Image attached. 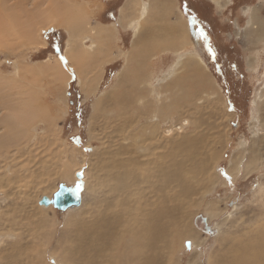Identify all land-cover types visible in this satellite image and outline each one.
I'll return each instance as SVG.
<instances>
[{"label":"rangeland","instance_id":"rangeland-1","mask_svg":"<svg viewBox=\"0 0 264 264\" xmlns=\"http://www.w3.org/2000/svg\"><path fill=\"white\" fill-rule=\"evenodd\" d=\"M25 1H28L27 5L14 3L18 10L10 2L0 3V18L6 21L5 16H8L2 12L3 8L11 10L12 16L17 11L16 18L18 16L23 18L22 13L29 9L32 0ZM43 1L42 10H45L43 14L46 15L49 11L56 12L52 22L39 23L38 27L33 29L32 39L26 41V38L22 37L19 43L14 40L16 44L0 47V74L14 73L16 78L20 79L16 81L17 83H24L26 80L28 82L25 83L30 89H41L42 92L39 90L41 104L47 111L46 117L36 119L35 127L29 126V141L24 144V148L21 146L19 152L11 149L5 164L4 158L0 157V264H88L79 258L80 255L74 253L75 240L74 242L71 240L73 230L80 222H90L97 215L98 210H93V207L95 208L98 199L99 211H104L106 201H111L108 190L113 185L114 176H119V171H122L120 160L127 156L129 158L131 149V153L136 157V153H133L135 146L148 148L151 129L141 130L143 124H148L144 118L146 110L143 104H148L145 106L149 110L150 108L155 110V115L150 117L153 120L150 119L151 122L158 120V114L161 115V112H156L159 106L164 105L163 112H166L164 114L168 118L163 119L160 126L162 129L171 128L172 134L171 138L167 139L168 146L165 147L162 143L159 151L162 154L168 150L172 151L174 155L172 162L175 163L188 160V166L190 165L189 159L183 156L182 147L178 152V144L184 146V142H181L184 137L193 136L194 139H198V145L202 146L201 138L198 137L200 131L210 122L220 123L214 130L215 133L207 129L211 137L206 136L208 144L205 149L216 148L218 154L215 168L209 171L211 179L204 178L205 173L198 175L206 181L202 186L209 189L207 188L206 192H201L203 189H200L201 193L197 191L194 195V204L187 211L186 217L175 226L176 229L181 224L187 233L190 231V235L176 236L175 230H172L173 233L166 239V243H169V248L172 249L171 253L166 257V254L163 255L166 250L158 253L156 249V254L162 255H159V260L154 264H226L244 248L249 254L256 251L261 255L264 243L251 242L264 232V37L254 39V35L249 32L248 24L254 7L259 9V16L264 20V0H190L192 8L197 6L199 11L200 7L208 8L211 16L206 22L210 33L206 32L208 30L204 28L203 23L199 24L187 17L181 0H165L174 6L172 14L169 15L163 11L164 0H72V3L85 8L86 14L83 18L87 25L86 30L75 35V45L77 50L87 48L91 54L86 68L81 67L77 70L71 63L65 61V70L69 75L63 79H55L52 70H48L47 66L54 64L57 56H63L71 38L70 29L60 17L66 0ZM127 5L129 10L126 8ZM122 9L127 15L125 22L120 19L123 17ZM180 17L189 33L195 35V39L177 50L156 51L144 65L141 64L145 73L144 81L134 80V76L128 74L125 88L117 87L119 73L125 65L122 52L131 48L137 31L148 35L154 23L159 22L160 26L164 21L177 22ZM30 18L29 16L26 20L28 27L32 21ZM102 24L108 30V33L104 34L108 35H101L96 39L92 28L102 27ZM73 31L74 29L72 33ZM98 48L100 50L96 52ZM100 54L103 55L101 57L111 54V59L100 64L99 61L102 59ZM96 55L99 56L98 59H95ZM219 59L227 60L225 70H222ZM97 60L99 61L96 62ZM213 61L217 75L211 67ZM229 61H234L235 65L231 66ZM98 63L100 67L97 68L99 67L100 71L97 75L100 77L96 76L95 70ZM37 66L40 67V72L36 73V77L24 74L22 69ZM197 70L209 78L207 88L204 85H197L193 77ZM233 71H238L240 75L237 77L230 75ZM171 82L179 83L181 89L187 88L188 91H183L187 99H180L176 91L173 94L168 92ZM225 82L227 85L234 83L230 87ZM115 87L117 92H121L122 89L125 91L121 107L114 105L115 100L106 95ZM213 91L216 93L214 99L221 98V106L223 103L225 105L223 109L218 104L215 115L210 108L211 105H215L212 100ZM197 92L199 94L196 98L199 101L195 103L191 96L192 94L196 96ZM100 98L106 100V103H102L101 110L96 111L95 102ZM177 98L178 104L184 105L187 101L194 104L187 105L178 112L165 106ZM217 117L219 119H216ZM125 118L134 122L132 124L130 121L124 130L119 132L118 129ZM184 119L193 123L183 124ZM137 120L140 121L139 125L136 123ZM151 122L149 121V124ZM197 122L203 124L199 123L195 127ZM179 126L181 127L178 128ZM141 139H147L146 143L143 144ZM203 143L206 144L205 141ZM57 147L69 148L71 156L68 158L62 152L58 154ZM123 149L124 153H120ZM20 152L23 154L22 157L19 155ZM150 155L153 156L152 151ZM55 156L57 158L59 156L58 160ZM140 157L138 155L135 159L143 158ZM60 158L64 162L62 166ZM249 160L253 161L254 168L246 171L244 168ZM233 161L238 163L233 164ZM64 171H68L70 178L60 176ZM29 178L30 186H34L31 189L26 185L27 190L30 188V193L21 186ZM89 181L90 189L86 185ZM61 183L82 187L81 204L65 211H59L53 205L48 207L40 205L39 199L42 196L51 198ZM45 186L50 189L40 188ZM133 193L132 191L129 194ZM145 194L146 192L142 196ZM210 204L218 207L219 213L216 216L208 217L206 209ZM41 207L44 209L37 211ZM110 212L123 218V213L118 209ZM199 214L205 216L208 225L216 229L215 235H209L194 224V217ZM130 226L132 225L126 230L124 226L120 227L116 233L122 236L115 234L114 239L116 237L117 239L101 246L96 258L93 251L82 248L85 257L86 255L91 257L93 262L98 259L100 264L114 262L141 264L139 261L136 262V255L131 256L132 250L128 246L132 241L133 228L130 230ZM113 241L115 242L111 243ZM187 241L189 245H186ZM253 247L256 250H253ZM106 249L109 253H105ZM98 256L104 259L101 260L97 258ZM104 256L109 257V260ZM163 256L165 257L162 258ZM261 256L264 257V253ZM114 257L115 259L117 257V261L115 259L113 261ZM248 264L256 263L250 260Z\"/></svg>","mask_w":264,"mask_h":264},{"label":"bare ground","instance_id":"bare-ground-1","mask_svg":"<svg viewBox=\"0 0 264 264\" xmlns=\"http://www.w3.org/2000/svg\"><path fill=\"white\" fill-rule=\"evenodd\" d=\"M47 1L53 2V0H47ZM4 2L12 3L13 7H15L14 3H18V4L24 3L26 5L28 3V1H25V0H0V3H4ZM54 2H57V1H54ZM43 4H44L43 0H32L31 6H30L31 8L29 7V9H27L26 12L24 11L25 13H22L23 18H24L26 15L29 14V11H30L29 16L31 17L30 19L32 21L29 27H28V23L26 22L29 16L25 17L26 20H25V23H23L24 19L22 17L19 18L18 14H17L18 17L16 18L15 14L17 13V11L16 13H13V15L15 16L14 17L10 15L11 10H9L8 8L7 9L3 8L2 12L7 14L8 16H5L7 17L6 21H4L3 18H0V47L1 46L5 47L6 45L7 46L13 45L16 41L18 42L20 39H22V37L26 38V41L29 39H32L33 37H31V35L33 32V29L36 26L38 27L39 23L46 22V24H49L48 22L50 21L52 22V19L56 16L55 15L56 12L49 11L46 15L43 14V12H45L44 9L42 10ZM135 4H137V2ZM63 7H64L63 14H61L60 17H62V22L67 25L66 27L70 29L71 38L69 39L66 49L63 53V56H62L63 60L61 59L60 56H57V61L54 64L47 66L48 70H52L53 76L55 79H59V78L63 79V78L68 77L69 74L65 70V61H68L69 63H71V65L77 70L80 69L81 67L86 68V66L89 65V64L87 65V63L89 61L88 59L91 54L89 49L82 48V49L77 50V46L75 45V35L79 34V32L83 30H86L85 27L87 25L85 22V18H83V15L86 14L85 8H83L80 5L72 3V0L71 1L66 0V4L63 5ZM173 7L174 6L171 2H165V0L162 1V8L165 14H168V15L172 14V11L174 10ZM15 8L17 9V7ZM126 8L129 10L128 5L126 6ZM258 11H259L258 8H255V7L252 8L251 18L248 24L249 32L254 35V39H262L264 37V20L260 18ZM121 12H123V17L120 19L125 22L127 15L124 13L123 9ZM58 14L59 13L57 11V15ZM181 19L182 18L180 17L177 20V22L164 21L163 23H161L160 26H159V22H156L152 26V30L148 32V35L141 34L142 32H139V30L137 31L134 41L131 44V48L125 52H122L125 65L119 73V77L117 81L118 84H116L118 85L117 87L119 88L124 87V84L128 83L127 81L128 74L133 75L134 80L136 79V80L144 81L145 73L143 72L144 69H142V67L149 60V58L154 55L156 51H162L166 49H173V50L176 49L177 50L181 47H184L188 42H191L193 39H195V35L192 33H189V31L187 30V26L184 23H182L184 21L181 22ZM132 26H133V23H132ZM72 29H74L73 33H72ZM92 32L93 33L95 32V35L97 37L96 39H99L101 35H108V34H104V33H108V30L106 29V26H104L103 24H102V27L96 26L95 29L92 28ZM20 33L22 35H20ZM14 40L16 41L14 42ZM99 50L100 48L96 49V52H99ZM101 56L103 55L100 54V58L102 59L100 61L99 60L96 61V62L99 61L100 64L104 63L107 60L109 61L111 59L110 58L111 54H109L106 57H101ZM98 57L99 56H97L95 59H98ZM99 63L95 65L97 77L99 76L97 75L99 74L98 71H100ZM97 66H99L98 67L99 69L97 68ZM22 69L24 70L23 72H25L24 74H30L34 77H36V73L39 74L40 72L39 66H37L36 68H27V69H25V67H22ZM48 72L50 73V71ZM193 77H195V80L197 81L198 86L204 85L206 86V88L208 87L206 83H209V78L205 76L204 73H202L200 70L195 71V73H193ZM20 78H25V77H20ZM17 80H20V79L16 78L14 73L13 75L0 74V157L4 158L5 160L4 164L6 162V158L7 159L9 158L8 154L10 153L9 151L11 149H16L17 152H19L20 147L22 146L24 148L25 147L24 144L27 141H29V138H28V136H30V133H28L29 126L35 127L34 124H35L36 119H38L39 117L43 119L44 117L47 116V111L41 104V96H40L41 89H39L40 91L32 90L30 89V87L26 85L28 81L26 82L25 80L26 83L24 82L25 83L24 84V83H17L16 82ZM131 80L134 81L133 79ZM93 82L94 81H92V83ZM170 86L171 87H169V89L167 88L170 94H173L176 91L180 99L181 98L187 99L185 97L186 94L183 92V91H188L186 87H184L185 89L184 88L181 89L179 83L174 84L173 82H171ZM37 87H39V84ZM117 87L113 88L111 91L106 93V95H109L108 97L110 99L113 98V100H115L114 105L121 107L123 106V103H124L123 102L124 99L122 100L124 89H122L121 92H117ZM135 90L137 91L138 89H135ZM198 94L199 93L197 92L196 96L195 95L193 96V94L191 96V99L194 98L195 103L199 101L196 98ZM212 95H213V98H212L213 103L216 106L211 105L210 108L213 110L212 114L215 115L217 105L219 104L221 106L220 102L222 101L220 100L221 98L219 99L216 97L214 99V96L216 95L215 91H213ZM132 96L134 95L132 94ZM141 99L143 100V98ZM116 101H119V102H116ZM178 102H179V99L177 98L173 100V102H171L170 105H165V106H169L170 109L178 112V110L184 109L185 106L194 104L192 101L191 102L187 101V103L184 105L183 103L178 104ZM102 103H106V100L103 101L100 98L99 100L95 102L96 111L99 109L101 110L100 106ZM135 103L137 104L138 102H135ZM176 104L178 105L175 107ZM145 105L148 106V104H145ZM145 105L143 104V107L146 110L145 112L146 116L144 118L148 122V124H143L141 127V130H146V128L151 129L150 131L151 137H150L149 142H147L149 143L148 148L146 146L145 148H141V146L140 147L135 146L133 153H136V157H134L135 155L131 153L132 152V149H131V152H129V158L127 156V157H124V160L123 158L120 160L121 161L120 164L122 165V171H119L120 172L119 176L117 175L114 176L113 185H111V187H109V190H108L109 194L111 195V199H110L111 201H106V207L104 208V211H99L98 208L100 204V199H98L97 200L98 202H96L97 204H95V208L93 207V210L95 211L98 210L96 212L97 215H95L94 218L91 219L90 222H86V223L80 222L77 225V227H75L73 230V235H72L71 240L72 242H74L75 240V243H74L75 252L74 253L80 255L79 258L87 261L88 264H100V261L97 259L93 262L91 257H87V255L85 257L84 249L93 251V253L95 254V258H96V254L97 253L99 254V250L101 246H103L104 244H107V242L109 241H112L114 239L115 234L118 235L116 231L120 229V227L124 226V229L126 230V228L129 225H132L130 226V230L131 228L133 229H132V241L128 246L132 250V254L130 251L131 256L133 254H134L133 256L136 255L137 257L136 262L139 261V263L141 264H154V262L159 260L160 256L162 255V254L161 255L159 254L160 256L157 255L156 249L158 250V253H160L161 250L162 252L166 250L167 252H163V255L166 254V257H167V254H170L172 249L169 248V243H166V239H168V237L173 233L172 230H175L176 236L188 237V235H190V231L188 230V233H187L185 231V228H183L181 224L177 226V228L182 227L180 230H178L177 228L175 229V226L176 224L179 223L181 219L183 220L186 217L187 211L191 208V205L194 204V195L197 194V191L201 193V192H206L209 189L208 187L204 188L202 186V184H205L206 181H204L198 175L205 173L204 178L208 180L209 178L211 179V173L209 171L210 169H213V167L215 168V163H216L215 161L217 159L218 154L215 151L216 148L208 149V150L205 148L207 147V144H208L207 137L210 138L211 133H215L214 130L220 126L219 121L210 122L206 126L207 128L204 126V129L200 131V134L198 137L201 138L200 142L202 143V146L198 145V142H199L198 139H194L193 136L184 137L183 141H181V142H184V146H181V143L178 144L179 146L178 152H180V147H182L184 151L183 156L185 157V159H189L190 165L188 166V163H187L188 160H186L185 162L183 161L184 163L183 162H180V163L172 162V159L174 156L172 151L168 150V152L164 154H162V152L159 151L161 150L159 149L160 148L159 146L162 143H163V146L165 147L168 146L167 139L171 138L170 135L172 134L171 128L165 127L162 129L160 126L161 121H163V119L168 118L164 114L166 112H163L164 105L161 107L159 106V108L161 109L158 108V112L156 113L161 112V115L158 114V120L154 122H151L152 119L150 117L151 116L153 117L155 115L154 114L155 110L152 108H150L149 110L148 108H146ZM221 107L225 109L224 103L222 104ZM197 109H198V105H197ZM165 110L167 111L168 108ZM122 119H124V117ZM216 119H219V117H217ZM130 121L132 120L130 119L126 120L125 118V120L122 121V125L120 126V129H118L119 132L124 130V128L130 123ZM149 121L151 122L150 124H149ZM182 121H183V124L188 123L191 125L193 123V121L189 122L186 119ZM133 122L134 121H132V124ZM136 123L139 125L140 121L137 120ZM199 123L203 124L202 122H197L195 127H197ZM117 127L119 126L117 125ZM180 127L181 126H179L178 128ZM207 129H211L213 131L210 133L209 130ZM132 137L134 138L135 135H132ZM161 138L163 139V142ZM142 140H143V144H145L146 143L145 141L147 139H141V141ZM203 141H205L206 144H204ZM124 151H125L124 149L120 150V153H124ZM151 151H152L153 156L150 155ZM56 152L58 154L62 152L65 156H68V158L69 156H71L69 148H66V147L65 148L57 147ZM19 155H21L22 157L23 154L20 152ZM138 155L143 158L139 160L135 159V158H138ZM25 156L26 155L24 154V157ZM58 158L56 157L57 160ZM134 161H137V162H134ZM62 163L64 162L62 161L60 165ZM234 163L237 164L238 162L233 161V164ZM0 164H1V161H0ZM123 164H126V166L123 167L124 166ZM253 168H254L253 161L249 160L246 163L244 169H246V171H250ZM25 170L26 169H24V172ZM145 170L146 172H144ZM60 176L70 178V174L68 173V171L67 172L64 171ZM26 177L28 178V176ZM26 177L25 179H27ZM214 177H215V174H214ZM29 180L30 178L28 179V181L25 180V183L21 185L23 186L25 190L28 189L26 185L30 186ZM132 182L134 184H132ZM38 185L39 184H37V186ZM86 185H87V188L90 189V181ZM30 188L32 189L34 188V186H30ZM30 188L29 190H27L29 191L28 193H30ZM40 188H42V190L50 189L49 187H46V186L40 187ZM200 189H203V190H201L200 192L199 191ZM132 191L134 193L129 194ZM144 192H146V194L142 196ZM25 193L26 192H24V194ZM169 201L171 202V204H168ZM45 207H48V206H45ZM74 207H70L68 209H73ZM217 208L218 207H215V205L210 204L209 208L206 209L208 217L216 216L219 213L218 211L219 209ZM42 209L44 208L41 207V209L39 208L37 211L40 212L42 211ZM107 209L109 210V212H107ZM116 209H118L119 212L123 213V218L119 215H115L110 212V210L114 211ZM126 216H129V217L127 218ZM128 235L129 234H127V236ZM118 236H122V235H118ZM193 237L195 236H192V238ZM115 239H117V237ZM195 241L197 240L195 239ZM114 242L115 241L111 243H114ZM251 243H264V232L263 234L259 235L257 239L252 240ZM110 247L112 248V245ZM130 249H127V250H130ZM253 250H256V249L253 247ZM107 252L108 250L105 253ZM110 252H111V249H110ZM263 253H264V245L261 250V255ZM261 255H259V252H256V251H252L249 254L248 250L244 248V250L241 249L240 254L236 255L234 258L229 260L226 264H248L250 260H253L254 263L256 264H264V257H262ZM117 256L120 257V255H117ZM164 257L165 256H163L162 258ZM97 258L104 259L102 256L101 257L98 256ZM107 259L109 260V257ZM110 259H112V257H110ZM114 259L115 257L113 258V261ZM115 260L117 261V257ZM125 261L127 262V260ZM61 264H64V263H61Z\"/></svg>","mask_w":264,"mask_h":264},{"label":"water","instance_id":"water-1","mask_svg":"<svg viewBox=\"0 0 264 264\" xmlns=\"http://www.w3.org/2000/svg\"><path fill=\"white\" fill-rule=\"evenodd\" d=\"M82 187L79 185L59 184L58 188L51 198L42 196L39 200L40 205H53L59 211H65L70 207L79 206L81 203ZM194 224L209 235H215V228L207 223L205 216L199 214L194 217ZM186 245H189L188 241Z\"/></svg>","mask_w":264,"mask_h":264},{"label":"trees","instance_id":"trees-1","mask_svg":"<svg viewBox=\"0 0 264 264\" xmlns=\"http://www.w3.org/2000/svg\"><path fill=\"white\" fill-rule=\"evenodd\" d=\"M181 3H182V7H183L184 12L187 14V17H190V19H192L195 22L203 23L204 24V28L208 30L206 32L210 33V31H209V29L207 27V22H206L207 18H209L211 16V13L209 12L208 8L203 9L202 7H200L199 9L201 11H199L197 6H196V8H194V7L192 8L191 7L190 0H181ZM234 61H229V64L231 63V66H234L235 65V62ZM225 62H227V60L219 59V64H220V66L222 65V67H223L222 70H225V68H226ZM211 67L213 68L214 71L216 70L214 61L211 63ZM215 74L217 75L216 71H215ZM230 75H233V76H236L237 77L240 74H238V71H233V73H230ZM233 83L234 82L229 83L227 85L226 82H225V84L227 86H230V87L232 86Z\"/></svg>","mask_w":264,"mask_h":264},{"label":"snow or ice","instance_id":"snow-or-ice-1","mask_svg":"<svg viewBox=\"0 0 264 264\" xmlns=\"http://www.w3.org/2000/svg\"><path fill=\"white\" fill-rule=\"evenodd\" d=\"M201 35H203V33H201ZM61 59L63 60V57H61Z\"/></svg>","mask_w":264,"mask_h":264},{"label":"flooded vegetation","instance_id":"flooded-vegetation-1","mask_svg":"<svg viewBox=\"0 0 264 264\" xmlns=\"http://www.w3.org/2000/svg\"><path fill=\"white\" fill-rule=\"evenodd\" d=\"M53 42H55V39H53Z\"/></svg>","mask_w":264,"mask_h":264}]
</instances>
